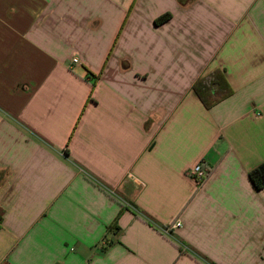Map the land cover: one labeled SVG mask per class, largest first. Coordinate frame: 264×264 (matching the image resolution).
Masks as SVG:
<instances>
[{"label": "crops", "instance_id": "obj_1", "mask_svg": "<svg viewBox=\"0 0 264 264\" xmlns=\"http://www.w3.org/2000/svg\"><path fill=\"white\" fill-rule=\"evenodd\" d=\"M262 164L264 0H0V264H264Z\"/></svg>", "mask_w": 264, "mask_h": 264}, {"label": "trees", "instance_id": "obj_2", "mask_svg": "<svg viewBox=\"0 0 264 264\" xmlns=\"http://www.w3.org/2000/svg\"><path fill=\"white\" fill-rule=\"evenodd\" d=\"M166 18L164 17L163 19ZM193 90L207 108L223 101L232 94L224 72L221 70H216L204 77H200L194 83ZM249 179L256 190L264 189V164L253 169L249 173ZM141 214L144 219L153 224V220L149 216L144 213Z\"/></svg>", "mask_w": 264, "mask_h": 264}, {"label": "built area", "instance_id": "obj_3", "mask_svg": "<svg viewBox=\"0 0 264 264\" xmlns=\"http://www.w3.org/2000/svg\"><path fill=\"white\" fill-rule=\"evenodd\" d=\"M73 63H79V59L78 58H74L73 59ZM191 181L197 185V186H201L205 183L206 179L208 178V172L207 170L204 168L202 163H198L196 164L188 173ZM181 226V222L176 221L175 223H173L170 227H168L167 229H165L164 231L166 233H169L170 231L177 229Z\"/></svg>", "mask_w": 264, "mask_h": 264}]
</instances>
